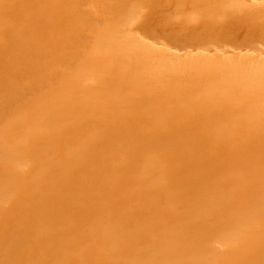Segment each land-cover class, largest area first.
<instances>
[{
	"label": "bare ground",
	"instance_id": "6f19581e",
	"mask_svg": "<svg viewBox=\"0 0 264 264\" xmlns=\"http://www.w3.org/2000/svg\"><path fill=\"white\" fill-rule=\"evenodd\" d=\"M0 264H264V0H0Z\"/></svg>",
	"mask_w": 264,
	"mask_h": 264
}]
</instances>
